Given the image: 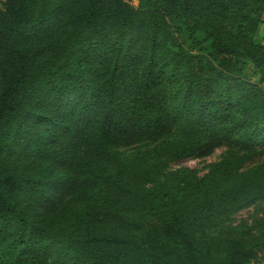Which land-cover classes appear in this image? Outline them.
Listing matches in <instances>:
<instances>
[{
  "label": "trees",
  "instance_id": "16d2710c",
  "mask_svg": "<svg viewBox=\"0 0 264 264\" xmlns=\"http://www.w3.org/2000/svg\"><path fill=\"white\" fill-rule=\"evenodd\" d=\"M132 1L0 0V264H264V0Z\"/></svg>",
  "mask_w": 264,
  "mask_h": 264
},
{
  "label": "rangeland",
  "instance_id": "374dc122",
  "mask_svg": "<svg viewBox=\"0 0 264 264\" xmlns=\"http://www.w3.org/2000/svg\"><path fill=\"white\" fill-rule=\"evenodd\" d=\"M133 6H136L137 1L133 0L131 2ZM264 36V27L261 32V37ZM225 151V146H220L217 147L213 150V152L205 157L201 158H196V157H191L184 159L182 161H178L175 163H171V167H178V166H187L190 168L197 169L199 173L204 172V166L212 161H216L220 159ZM264 205L256 206V205H251L246 208H243L242 210L236 212L234 215L231 217V221L233 224H237L240 222H244L247 225L255 227L257 225L255 223L256 220L258 222L264 223ZM255 231V230H254Z\"/></svg>",
  "mask_w": 264,
  "mask_h": 264
}]
</instances>
